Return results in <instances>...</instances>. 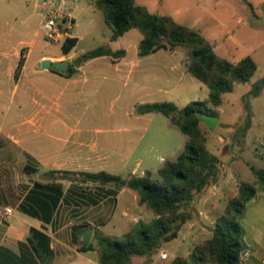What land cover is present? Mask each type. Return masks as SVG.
Segmentation results:
<instances>
[{
    "label": "crops",
    "instance_id": "obj_1",
    "mask_svg": "<svg viewBox=\"0 0 264 264\" xmlns=\"http://www.w3.org/2000/svg\"><path fill=\"white\" fill-rule=\"evenodd\" d=\"M35 7L44 9L37 3ZM50 12L54 13L58 27L62 20L65 21L59 27L65 30L60 41L48 40L45 33H41L45 22L40 30L28 31L25 40L19 41L14 48H0V206L12 209L8 218L0 217V264H98L97 248L79 251L85 245L82 234L92 229L89 243L95 246L96 237L103 235L107 221L114 218L126 188L108 190L110 185L69 181L62 179L60 173L52 176L50 172L105 171L114 174L127 170L128 174L141 177L146 171H158L166 160H171L153 155L160 151L163 143L166 152H181L173 147L169 131L166 135L155 132L150 141H143L144 134H133V128L124 129L123 123L137 114L135 89L141 79L148 78V71L142 67L144 61L161 54L166 62L163 67L167 70V78L161 82L158 93L168 97L173 85L180 83L181 77L188 73L187 49H160L140 58L138 46L142 37L136 34L135 41L128 40V35L136 29L112 41V29L93 1L55 0ZM101 26L108 28L110 43L107 48L124 50L125 54L117 59L104 56L89 60L74 67V75L67 76V65L93 50H79L81 42L97 39ZM185 26L201 34L194 27ZM67 37L76 38L77 44L64 54L61 46ZM118 41L122 42L120 49L111 47ZM209 42L220 56L229 60L235 57V51L225 46L224 41L212 39ZM58 44L60 49L55 53L53 45ZM46 60L51 62L50 69L41 66ZM63 61L66 63L64 71L53 67L54 63ZM175 72H181V77L173 84L171 77ZM124 89H128L126 103L133 106L131 109L124 107ZM109 102L120 104V108L110 112ZM144 115L137 114V117ZM113 119L120 127L107 129L108 121ZM96 123L98 125L93 126ZM141 147H144L143 158L138 156L136 166L131 168L132 158ZM222 172L219 180L199 197L197 221H188L174 240L162 244L159 251L167 253L154 255L150 264H170L211 238L217 218L242 181L235 178V173ZM236 176L241 178V175ZM259 193L264 195L263 191ZM133 201L138 204L137 196L133 195ZM81 224H88V227L80 229L75 244L73 227ZM243 230L250 252L245 264H264V228ZM162 256L166 262L161 260ZM133 264H144V259L134 258Z\"/></svg>",
    "mask_w": 264,
    "mask_h": 264
},
{
    "label": "trees",
    "instance_id": "obj_2",
    "mask_svg": "<svg viewBox=\"0 0 264 264\" xmlns=\"http://www.w3.org/2000/svg\"><path fill=\"white\" fill-rule=\"evenodd\" d=\"M95 5L112 29V41L132 29L138 30L142 35L138 46L140 58L148 57L160 49L185 48L188 51L187 71L209 88L205 101L190 102L182 109H178L173 102L137 106L135 112L138 115L160 113L187 137L178 156L166 160L158 170V178H153L150 171L141 177L129 175L126 179L105 171L50 172L52 176L60 173L62 179L69 181L114 185L133 191L138 204L152 211V218L147 221L138 220L132 229L116 240L97 236V246L88 243L81 246L79 251L98 248V264H133L134 258H143L144 264H150L162 244L174 240L181 227L191 221L195 213L193 204L196 206L202 193L215 184L223 173L222 160L207 148L198 113L218 117L214 109L223 104L222 96L231 92L235 85L249 82L257 66L250 57L238 62L220 57L198 31L177 23L169 16L149 13L144 7L136 5L135 0H96ZM63 22L59 23V27ZM76 44V38H65L62 52L68 54ZM124 54V50L112 51L105 46L97 47L67 65L65 74L74 75V67L89 60L104 56L117 59ZM259 159L262 168H251L256 181L251 183L242 180L239 183L235 195L228 200L217 218L211 238L195 245L186 257H177L170 264L240 263V255L246 249V244L239 220L259 189L264 192V155ZM85 227L88 224L73 227V243H78L79 231Z\"/></svg>",
    "mask_w": 264,
    "mask_h": 264
},
{
    "label": "rangeland",
    "instance_id": "obj_3",
    "mask_svg": "<svg viewBox=\"0 0 264 264\" xmlns=\"http://www.w3.org/2000/svg\"><path fill=\"white\" fill-rule=\"evenodd\" d=\"M54 1L0 0V48L3 46L14 48L19 41L25 40L28 31L35 28L40 30L41 24L47 22L48 18H55L54 13L50 12L51 4ZM87 1L95 2L96 0ZM36 3L44 6V9L36 8ZM136 3L144 6L150 13L171 16L182 25H189L200 30L206 40L224 41L225 46L227 45L235 51V57L232 60L225 59L238 62L240 59L250 56L256 63V73L249 82L235 85L231 92L222 96L223 104L214 109L219 117L215 129L210 130L208 126L200 122V129L206 138L207 148L211 153L220 157L223 170L235 173V178L238 181L255 182L256 178L251 168H262L263 165L259 157L264 155V0H137ZM75 16L80 18L78 13H75ZM97 22L99 23V18H97ZM99 28L100 35L97 39L81 42L79 50H91L100 46L108 47L110 43L108 28L104 26ZM41 33L44 35V32ZM131 34H134V37L128 35L130 42L135 41L136 34L142 37L138 30ZM121 45L122 42L118 41L111 47L120 49ZM59 49V44L53 45L55 53ZM182 49L185 48L179 50L183 51ZM215 52L218 54L216 50ZM221 52L223 53V51ZM160 56L161 54L155 59L144 61L142 64L143 69L148 71V78L141 79L139 87L135 89L137 94L134 99L135 104L168 101L173 102L178 109H182L190 102L205 101L208 98L209 88L195 79L189 72L182 77L180 76L181 72L173 73L172 83L175 84L179 77H181V81L173 85L174 89L171 91V96L167 97L164 93L159 94L158 89L162 84L161 82L167 78V70H164L163 67L166 62ZM127 92L128 89H124L122 94V98L125 99L124 107L131 109L133 106L126 103ZM107 108L112 112L113 108L118 110L120 104L109 102ZM97 125V123L93 124V126ZM128 126L133 128V134L136 133L137 136L144 134L145 140L143 141L146 139L150 141L155 132L166 135L169 131L173 139V147H178L179 151L183 150L187 140L180 129L172 125L170 120L160 113H151L139 117L135 114L131 119L124 121V129ZM106 127L114 130L119 128L120 124L116 126L113 119L108 121ZM113 147L114 145L111 146V148ZM143 150L144 147H141L140 152L133 156L131 168L136 166L135 162L138 156L143 158ZM179 153L169 150L166 152L163 143L160 151L153 155L172 160ZM127 172V170L123 172L118 170L113 173L126 179L132 175ZM151 174L153 178H158V171ZM236 175H241V178L239 179ZM91 188L96 189L95 185H91ZM111 189L120 190L121 187L110 185L108 190ZM126 190L120 196L114 218L107 221L103 230V235L111 239L116 240L123 233L132 229L130 227L136 220L147 221L153 216L151 210L133 201V195L136 196L133 191L128 188ZM259 192H262L261 189ZM259 192L256 198L247 205L244 216L239 220L243 228H264V195ZM127 208L130 211H127ZM193 209L195 213L190 222L197 221L195 204H193ZM123 212H125L124 215H122ZM95 245L97 246L96 241ZM162 253H167V251H159L156 255L161 256ZM92 256L96 257V254ZM161 260L167 261L163 256Z\"/></svg>",
    "mask_w": 264,
    "mask_h": 264
},
{
    "label": "built area",
    "instance_id": "obj_4",
    "mask_svg": "<svg viewBox=\"0 0 264 264\" xmlns=\"http://www.w3.org/2000/svg\"><path fill=\"white\" fill-rule=\"evenodd\" d=\"M44 33L48 40L60 41L63 38V31L59 29L55 18H48L47 22L44 24ZM12 214V209L9 207L0 206V217L8 218ZM249 250L246 248L242 251L240 255V263L245 264L249 257Z\"/></svg>",
    "mask_w": 264,
    "mask_h": 264
},
{
    "label": "water",
    "instance_id": "obj_5",
    "mask_svg": "<svg viewBox=\"0 0 264 264\" xmlns=\"http://www.w3.org/2000/svg\"><path fill=\"white\" fill-rule=\"evenodd\" d=\"M43 69H50L51 62L49 60L43 61L41 63ZM53 67L57 70L64 71L66 68V63L57 62L53 64ZM200 122L204 123L210 130H214L219 121V117L210 116L208 114L198 113ZM92 235V229H87L82 234L83 244H88Z\"/></svg>",
    "mask_w": 264,
    "mask_h": 264
}]
</instances>
